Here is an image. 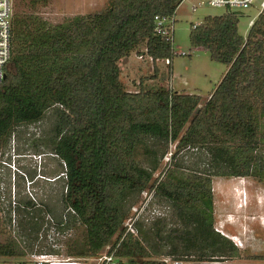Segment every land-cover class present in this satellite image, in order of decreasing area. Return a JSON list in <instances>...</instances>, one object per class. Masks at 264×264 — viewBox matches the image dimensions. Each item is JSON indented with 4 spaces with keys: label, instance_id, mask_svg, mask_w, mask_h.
<instances>
[{
    "label": "trees",
    "instance_id": "trees-1",
    "mask_svg": "<svg viewBox=\"0 0 264 264\" xmlns=\"http://www.w3.org/2000/svg\"><path fill=\"white\" fill-rule=\"evenodd\" d=\"M178 2L110 0L103 10L50 26L37 16L12 13L8 60L12 69L4 66L0 82V139L11 124L37 120L53 107L51 149L61 166L57 173L62 181L60 196L52 205L18 190L12 205L7 202V212L16 213V224L30 239L42 223L50 224L43 216L52 214L60 203L65 212L53 213L56 226L68 227L77 220L84 228L82 245L69 252L93 254L104 244L119 241L116 252L139 264H164L148 258L149 251L137 234L126 232L120 239L129 209L122 207L121 199L147 190L151 191L148 201L160 195L187 205L202 203L192 220L195 231L180 252H206L200 247L205 242L213 244L205 246L220 258L231 253H223L231 250L228 239L209 228V192L188 180L166 183L152 178L155 152L143 136L164 141L177 138L176 146L214 143L215 152L231 151L220 159L229 167L221 174H250L251 152L257 143L253 107L264 99V14L258 12L244 38L237 30L240 8L228 5L189 27V44L203 47L212 60L226 65L200 105L194 93L166 88L125 90L117 61L141 39L151 60L168 58L170 70L172 41L154 32L153 16L172 14ZM153 70L152 75L157 71L154 65ZM143 160L148 165H140ZM33 175L28 172L29 180ZM17 252L9 240L0 242V256ZM255 257L264 259V254Z\"/></svg>",
    "mask_w": 264,
    "mask_h": 264
},
{
    "label": "rangeland",
    "instance_id": "rangeland-1",
    "mask_svg": "<svg viewBox=\"0 0 264 264\" xmlns=\"http://www.w3.org/2000/svg\"><path fill=\"white\" fill-rule=\"evenodd\" d=\"M191 2L196 0H181L174 10V55L170 70L162 59L152 61L147 58L144 39L128 55L118 59V78L125 90L136 91L140 87L166 88L177 93H194L199 97L198 105L208 97L226 65L212 60L206 49L191 46L188 32L191 22L201 20L208 14H219L224 7L197 4L194 10H190ZM259 2L260 0H253L248 7L237 10V30L243 38L258 12L261 10L264 14V7H260ZM109 3L110 0H12V12L23 17L37 16L39 21L50 26L68 22L79 14L103 10ZM21 45L25 47L24 43ZM153 65L157 67L154 75ZM5 66L12 69L8 61ZM52 108H46L37 120L11 124L1 136L0 242L9 240L15 245L18 254L0 256V264H13L15 260L34 264L27 261L28 252L47 251L60 260L68 256H82L69 250L82 245L83 225L76 220L68 227L58 228L53 213L65 212L61 211L60 203L52 208V214H44V219H48L50 224H46V221L42 223L33 239L23 234L16 224V213L12 210L7 212V202L10 201L12 205L17 190L22 195L34 196L37 201L42 199L50 205L60 196L62 181L57 173L61 166L58 157L52 156L51 149V126L55 117ZM253 113L257 122V143L251 152L253 158L248 168L250 174H221V171L228 170L229 167L220 159L231 151L215 152L214 143L176 146L177 138L164 141L143 136V140L155 152L156 163L152 178L166 183L188 180L196 183L202 191L209 192V228L224 237L222 232L230 235L227 239L233 245L231 253L223 252L229 253L224 258H220L218 252L207 249L210 246L205 245L213 244L205 242L200 247L202 246V250L206 248V252H195L194 249L180 252L185 239L195 231L192 220L199 215L202 203L187 205L160 195H153L148 201L151 191L143 190L137 195L127 194L121 199L123 208L129 206L122 224L128 217L138 219V231L135 226L133 235L137 234L141 244L149 251L148 258L158 261L169 256L204 264H261L259 261L264 260L255 257L264 254V99L254 104ZM139 164L148 165L145 160L139 161ZM28 172L34 174L32 180H29ZM206 234L213 237L209 231ZM173 245L175 252L171 251ZM198 257L201 258L197 259Z\"/></svg>",
    "mask_w": 264,
    "mask_h": 264
},
{
    "label": "built area",
    "instance_id": "built-area-1",
    "mask_svg": "<svg viewBox=\"0 0 264 264\" xmlns=\"http://www.w3.org/2000/svg\"><path fill=\"white\" fill-rule=\"evenodd\" d=\"M181 0L177 3H180ZM253 0H196V2H191L190 10H194L197 4H207L210 6H226L245 8L248 7ZM260 7L264 6V0H260ZM176 5V7H177ZM12 0H0V82L4 77V66L10 57V32H11V20H12ZM174 12L170 15H160L155 14L153 16L154 20V32L164 36L165 38L172 41V30L173 23L175 21ZM201 23V20L190 23V27H195ZM150 58V57H149ZM151 59V58H150ZM161 60V59H160ZM165 64L168 63V58L162 59ZM71 210V209H70ZM136 217H128L127 221L124 223V231L120 237L126 232L135 234V226L133 221ZM119 239V240H120ZM116 243L108 242L103 245V247L89 256H68L63 260L57 259V257L47 251L39 252H28L27 261L34 264H139L136 260L122 255L116 252ZM158 261L164 264H182L183 259L171 258L169 256H164ZM13 264H25L24 260H15Z\"/></svg>",
    "mask_w": 264,
    "mask_h": 264
},
{
    "label": "crops",
    "instance_id": "crops-1",
    "mask_svg": "<svg viewBox=\"0 0 264 264\" xmlns=\"http://www.w3.org/2000/svg\"><path fill=\"white\" fill-rule=\"evenodd\" d=\"M201 48H203V47H201ZM147 58L150 59L148 55H147ZM182 93H186V92H182ZM222 233L225 235L226 238L227 237H230V235H228V234H226L224 232H222ZM230 245H231V250H232L233 249V245L232 244H230ZM235 247H237V246H235ZM231 250H230V252H231ZM222 261H224V260H222ZM219 263H220V261H219ZM259 263L264 264V260H260ZM54 264H62V263H54ZM182 264H204V263H198L196 261H193V262L190 261V262H188V261L185 260V261L182 262Z\"/></svg>",
    "mask_w": 264,
    "mask_h": 264
}]
</instances>
